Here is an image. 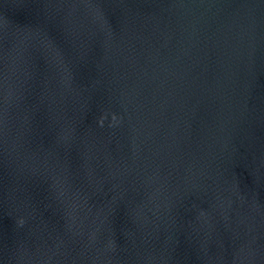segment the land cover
Masks as SVG:
<instances>
[{
    "label": "water",
    "instance_id": "1",
    "mask_svg": "<svg viewBox=\"0 0 264 264\" xmlns=\"http://www.w3.org/2000/svg\"><path fill=\"white\" fill-rule=\"evenodd\" d=\"M0 264H264V0H0Z\"/></svg>",
    "mask_w": 264,
    "mask_h": 264
}]
</instances>
